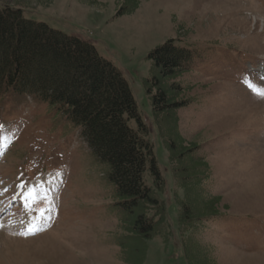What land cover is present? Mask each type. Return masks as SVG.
<instances>
[{"label": "rangeland", "instance_id": "1", "mask_svg": "<svg viewBox=\"0 0 264 264\" xmlns=\"http://www.w3.org/2000/svg\"><path fill=\"white\" fill-rule=\"evenodd\" d=\"M0 5L21 8L28 18L90 40L128 79L149 124L148 87L154 73L149 55L170 40L187 46V70L168 81L181 83L179 99L186 105L173 115H159L149 138L168 180L169 203L186 192L178 185L179 164L161 138L175 123L180 139L197 146L193 160L187 157L180 164L191 167L197 159L207 164L188 190L196 192L190 200L205 207L212 196H220L219 214L192 225L180 222L178 207L171 203L165 230L169 242L161 234L134 240L130 256L120 246L123 216L113 186L80 130L54 118L49 105L32 96L4 95L0 264H186L183 254L194 255V264H264V97L245 83L264 89V0H0ZM53 175L58 176L56 187L49 190L46 183ZM35 178L39 182L25 181ZM28 191L40 192H32L33 199L42 192L48 196L34 202V209H48L50 225L21 235L24 226L16 219L22 204L13 203L25 200ZM25 211L28 226L35 217Z\"/></svg>", "mask_w": 264, "mask_h": 264}, {"label": "trees", "instance_id": "2", "mask_svg": "<svg viewBox=\"0 0 264 264\" xmlns=\"http://www.w3.org/2000/svg\"><path fill=\"white\" fill-rule=\"evenodd\" d=\"M149 56L154 69L148 87L152 94V124L143 118L123 72L101 56L90 40L28 18L21 8L0 5V97L30 95L47 103L54 118L60 116L80 130L91 153L105 166V176L113 186L115 206L123 216L120 246L128 249L130 256L134 251L129 246L134 240L144 242L161 234L169 242L166 215L173 202L185 225L219 214L220 196H212L205 207L189 198L195 199L196 192L189 193V189L202 178L207 164L198 159L191 167L180 164L187 157L193 160L197 146L180 139L176 123L168 127L170 135L164 138L161 134V138L170 159L179 164L178 185L186 192L183 198L170 203L165 198L168 180L149 137L154 136L159 115H173L186 105L179 99L181 83L168 81L187 70L185 63L191 52L187 46H176L170 40ZM183 259L186 264L196 262L194 255L189 258L183 254Z\"/></svg>", "mask_w": 264, "mask_h": 264}, {"label": "snow or ice", "instance_id": "3", "mask_svg": "<svg viewBox=\"0 0 264 264\" xmlns=\"http://www.w3.org/2000/svg\"><path fill=\"white\" fill-rule=\"evenodd\" d=\"M264 79V78H262ZM245 83L248 85V87L257 95H259L260 97H264V89L262 88H258L255 84L251 83L250 81H248L247 79H245ZM28 196H31V192L29 191L27 193V195L25 196V206L26 207H30V202L28 201ZM51 202L49 201V204ZM41 215L44 214V209H41ZM39 228L37 227V225L35 223H30L26 230L22 231L20 234L21 235H29V234H34L36 231H38Z\"/></svg>", "mask_w": 264, "mask_h": 264}, {"label": "bare ground", "instance_id": "4", "mask_svg": "<svg viewBox=\"0 0 264 264\" xmlns=\"http://www.w3.org/2000/svg\"><path fill=\"white\" fill-rule=\"evenodd\" d=\"M246 3H249V1H246ZM57 178H58V176L53 175L52 179L50 181H48V183H46V188H49V190H50V188L53 189L54 187H56ZM32 187H34L33 189H35L36 191H40L37 189V187H38L37 184H33L31 186V188ZM40 216H41L40 218L35 217V220H33V223H35L37 225V227L43 226L45 224V221H44L45 219H43L42 215H40ZM29 218H32V217H29ZM36 221H37V223H36Z\"/></svg>", "mask_w": 264, "mask_h": 264}]
</instances>
